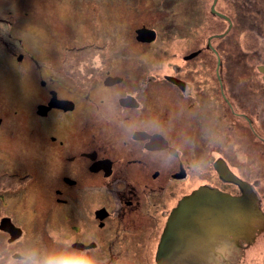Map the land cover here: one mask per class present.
I'll return each instance as SVG.
<instances>
[{
    "label": "flooded vegetation",
    "instance_id": "obj_1",
    "mask_svg": "<svg viewBox=\"0 0 264 264\" xmlns=\"http://www.w3.org/2000/svg\"><path fill=\"white\" fill-rule=\"evenodd\" d=\"M24 1L6 0L3 11L24 10L25 20L0 16V58L19 78L15 95L0 90V264L33 248L156 264L172 209L202 185L252 197L263 221L251 224L254 239L234 236L217 206L181 234V259L244 263L258 244L264 264V0H226L225 12L215 2L224 30L176 32L194 42L161 73L152 47L168 36L154 10L152 24L121 31L106 8L117 30L76 39L73 26L56 34L44 20L52 7L43 18ZM175 3L181 16L185 1ZM34 24L58 42L49 53L39 52ZM143 25L154 40L136 38ZM29 36L37 47H25Z\"/></svg>",
    "mask_w": 264,
    "mask_h": 264
},
{
    "label": "rangeland",
    "instance_id": "obj_2",
    "mask_svg": "<svg viewBox=\"0 0 264 264\" xmlns=\"http://www.w3.org/2000/svg\"><path fill=\"white\" fill-rule=\"evenodd\" d=\"M6 0H0V16H8V15H16L15 21H18L17 18H20L22 20H25L24 18V10L21 12L20 10H16L15 7H12L9 9V12H3V8L5 6H10V4H5ZM140 0H106V5L103 7L110 8L113 7L112 13L113 15L118 19V24H115L111 18L107 15L106 8L102 9V11L105 10V14H101L100 11L96 6H92L96 4L94 1L90 0H54L52 2V6L49 3V0H25L27 3L33 4L32 6V13L36 15H42L43 18H49L50 17V8L52 7V14L49 19H44L47 21V23L56 26L53 28V31L56 34H59L60 32H66L70 31L71 27L73 26V38H81V34L84 33H91L95 32L97 29V26H102L105 31H111V30H117L118 28L121 31H125L127 27H132L134 25H140L143 22L144 23H150L151 21L148 20V13L146 4H148V8L151 10V1L149 0H141L142 2H139ZM185 3H188L187 0H183ZM127 2H133L137 3V6H132L131 3L127 4ZM212 0H199L200 7L197 8L200 10V14L198 18H196V21L194 20L191 26H177L175 24H171L167 26L168 24H165L164 27L160 28V32L163 34H167L168 37H160L158 40L154 43L152 47V72H163L168 71L172 69V66L177 65L179 63H182L181 61V55L186 51V49H190L192 42L194 40L190 39H179L175 37L176 32H196L200 31L205 34H210L212 32H218L219 30H224L225 23H221V19H219L218 16L210 12V5ZM182 3L181 5L186 7V4ZM194 4V1L192 0L191 3H188V5ZM196 4V0H195ZM50 5V6H48ZM119 5V6H117ZM116 6V7H115ZM217 9L221 10L223 12L226 11V0H218L217 1ZM91 7L93 8L94 13L91 15ZM129 7L133 9H128ZM196 7V6H195ZM159 8V7H158ZM182 9V8H180ZM178 8V10H180ZM55 10V13H53ZM155 10V8H153ZM101 11V12H102ZM175 11V10H174ZM156 12V11H155ZM31 15V13H29ZM101 16L102 21H101ZM172 17V16H170ZM52 20V21H51ZM175 20H183V17L180 15H177ZM186 20V17H185ZM32 23L31 20H29V24ZM75 25H79V27H75ZM128 25V26H127ZM158 26V25H157ZM99 27V28H100ZM32 31L35 33V35L38 37L39 40H37V47L39 49V52H48L51 48L57 47L58 42H56L53 38L47 37L45 35V32L47 35L50 36V34L47 31H44L42 28L36 27L35 24L33 25ZM30 37V36H29ZM200 42L203 44L205 43V38H200ZM34 39L32 37L28 38L25 42L26 48H34L33 47ZM159 59V60H157ZM5 61L0 58V90L5 91L4 93L7 95H15L13 90L11 88L13 86L19 85V78L16 76L15 71L8 70V68H5ZM5 65V66H4ZM16 67V66H15ZM166 69V70H165ZM9 89V90H5ZM33 95L27 94L26 95V101H28ZM263 183L261 185L264 186V179H262ZM21 217V216H20ZM21 218H19L20 220ZM24 220H21L20 222H23ZM258 244L253 246L249 253V260L245 261L244 263H224V264H258L259 255H261L260 247H257ZM234 255H237L236 251H233ZM221 264V263H217Z\"/></svg>",
    "mask_w": 264,
    "mask_h": 264
},
{
    "label": "water",
    "instance_id": "obj_3",
    "mask_svg": "<svg viewBox=\"0 0 264 264\" xmlns=\"http://www.w3.org/2000/svg\"><path fill=\"white\" fill-rule=\"evenodd\" d=\"M216 0H213L210 11L223 18L226 16L215 10ZM136 38L139 41L149 42L155 39V31L146 26H140L136 30ZM260 70L264 72V66ZM220 173L226 177L222 170L218 169ZM238 182L237 179H225ZM218 206V215H228L230 219L228 228L234 236H245L249 239H254L256 233L252 229L251 224L256 223L260 225L263 221V214L256 207L253 198L233 197L219 189L210 188L208 186H200L186 195L184 199L180 200L175 208L172 209L170 217L166 223L165 229L162 233L160 243L157 249V263L156 264H198L189 263L181 259L182 242L181 234L190 232L192 225L197 223L203 224V219L200 221V215L210 214ZM230 208V209H229ZM213 209V210H212ZM237 213L243 214L246 218L244 221L237 220ZM3 223H6V219ZM226 226L224 223H218L217 229L220 231L221 226ZM250 228L248 229L247 227ZM218 231V232H219Z\"/></svg>",
    "mask_w": 264,
    "mask_h": 264
},
{
    "label": "trees",
    "instance_id": "obj_4",
    "mask_svg": "<svg viewBox=\"0 0 264 264\" xmlns=\"http://www.w3.org/2000/svg\"><path fill=\"white\" fill-rule=\"evenodd\" d=\"M90 1H94L96 2V4L92 5V6H96L99 10L105 9L106 7H103L106 5V0H90ZM149 0H147L148 2ZM151 1V10H153V8H155L154 11H156V15H157V21H158V28H162L164 27L165 24H168L167 26L171 25V24H175L177 26H191L193 21L196 20V18H198L199 14H200V10L197 9L200 7L199 0H196V4H195V0L194 4L192 5H187L182 13L181 16L183 17V20H175V18L177 17L174 14V10L176 7V1L177 0H150ZM187 1H192V0H187ZM218 1V0H217ZM217 1H216V5H217ZM139 2H142L141 0ZM131 2H127V4H130ZM138 3V2H137ZM137 3H131L132 6H137ZM215 5V8L217 9V6ZM196 6V10H199V13L197 15H194V7ZM159 7V8H158ZM6 8V7H4ZM146 8H148V4H146ZM179 8H181V4L179 6ZM7 9V8H6ZM191 9V11L189 10ZM91 15L94 13L93 8L91 7ZM221 11V10H220ZM4 12V11H3ZM172 16V17H170ZM186 17V20H185ZM184 22V23H183ZM75 27H79V25H75ZM100 26H97V29ZM96 29V31H97Z\"/></svg>",
    "mask_w": 264,
    "mask_h": 264
},
{
    "label": "clouds",
    "instance_id": "obj_5",
    "mask_svg": "<svg viewBox=\"0 0 264 264\" xmlns=\"http://www.w3.org/2000/svg\"><path fill=\"white\" fill-rule=\"evenodd\" d=\"M16 264H99V261L86 253L79 254L62 250L41 254L33 248L22 251L16 258Z\"/></svg>",
    "mask_w": 264,
    "mask_h": 264
}]
</instances>
